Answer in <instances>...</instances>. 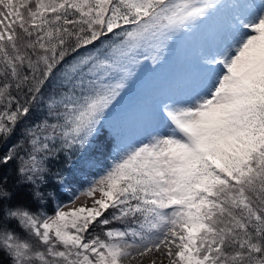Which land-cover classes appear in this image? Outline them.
Here are the masks:
<instances>
[{
	"label": "snow or ice",
	"instance_id": "obj_1",
	"mask_svg": "<svg viewBox=\"0 0 264 264\" xmlns=\"http://www.w3.org/2000/svg\"><path fill=\"white\" fill-rule=\"evenodd\" d=\"M0 264H264V0H0Z\"/></svg>",
	"mask_w": 264,
	"mask_h": 264
},
{
	"label": "rangeland",
	"instance_id": "obj_2",
	"mask_svg": "<svg viewBox=\"0 0 264 264\" xmlns=\"http://www.w3.org/2000/svg\"><path fill=\"white\" fill-rule=\"evenodd\" d=\"M180 43L184 46L188 45V50L184 53L186 56L183 57V54H179L178 46L176 45L169 54L168 60L164 66L156 72L146 70L118 105L122 106V110L124 111V113L121 111L123 115L121 117L122 121H120L121 134L124 138H136L143 131V127L138 120V112L141 107L146 103L158 99L159 96L167 90L171 81L195 67L197 61V48L200 39L193 38ZM99 162H101L99 164H102L100 169V171H102L104 164L102 160H99ZM84 199V197L81 198L82 201ZM69 202L70 201H67L65 203Z\"/></svg>",
	"mask_w": 264,
	"mask_h": 264
},
{
	"label": "trees",
	"instance_id": "obj_3",
	"mask_svg": "<svg viewBox=\"0 0 264 264\" xmlns=\"http://www.w3.org/2000/svg\"><path fill=\"white\" fill-rule=\"evenodd\" d=\"M177 48H178V52L179 54H183V57L186 56L184 55L185 51L188 50V45L187 46H184L183 44H181L180 42L177 44ZM187 58V57H185ZM121 111L124 113V111L122 110V106H118L117 109L114 111L113 115H112V121L116 127V130L119 131L121 133V125H120V121L121 120V117L123 115V113L121 114ZM108 139H111V137H109ZM94 159H96L98 162L96 163V165L94 167H92L90 169V171L92 172H96L98 173L102 167V164H99L101 162H99V160H102L104 159L103 156L99 155V154H94ZM82 175V173H77V179L80 178V176ZM90 178V177H89ZM76 188H79L80 185L77 183L75 185ZM69 193H63L62 196H61V199L64 201V202H67V201H70L69 200ZM49 211L51 212V208H49Z\"/></svg>",
	"mask_w": 264,
	"mask_h": 264
}]
</instances>
